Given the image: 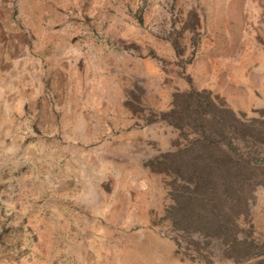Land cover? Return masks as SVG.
Wrapping results in <instances>:
<instances>
[{
    "label": "rangeland",
    "instance_id": "obj_1",
    "mask_svg": "<svg viewBox=\"0 0 264 264\" xmlns=\"http://www.w3.org/2000/svg\"><path fill=\"white\" fill-rule=\"evenodd\" d=\"M230 138L263 161L234 170ZM180 206H249L238 245ZM251 242L264 0H0V264H257Z\"/></svg>",
    "mask_w": 264,
    "mask_h": 264
},
{
    "label": "trees",
    "instance_id": "obj_2",
    "mask_svg": "<svg viewBox=\"0 0 264 264\" xmlns=\"http://www.w3.org/2000/svg\"><path fill=\"white\" fill-rule=\"evenodd\" d=\"M202 103L204 104V107L208 108L209 110V106L211 105L210 102L206 100L205 102ZM232 118L234 120V115ZM235 121L238 123L237 120ZM227 131H228L227 136L231 137L233 129L231 130L230 128ZM208 139L212 140L211 134L208 135ZM229 140H230V144H229L230 147H228L230 150L229 157L235 160L234 165H232V168L234 170H236V167H238V165L241 162H244V164L250 166V164L261 163V161H263L262 159L256 158L255 156H251V158H244V155L239 152V148L234 144L233 138H230ZM228 161L231 163L232 159H228ZM229 170L225 169L224 173L229 174L231 172ZM226 181L229 180L226 179L225 182ZM232 181H234V179ZM180 207L181 209H185V208L192 209V212H190L191 214L190 220L192 224L196 225L193 227L194 230L198 231L202 235L205 234L211 238L220 235L219 236L220 238H224L226 240L231 241V247H233L237 241V234H236L238 232L237 220L242 215L249 214L248 211L249 206H180ZM202 222L204 224H202ZM236 244L238 245V243ZM239 245H245V244L241 243ZM246 246H249L252 249L257 247L254 242H251ZM258 250L260 252H257L256 254L255 253L252 254L256 255V257L264 256V243L261 245V247L258 246V248H256V251ZM257 264H264V260H260Z\"/></svg>",
    "mask_w": 264,
    "mask_h": 264
},
{
    "label": "crops",
    "instance_id": "obj_3",
    "mask_svg": "<svg viewBox=\"0 0 264 264\" xmlns=\"http://www.w3.org/2000/svg\"><path fill=\"white\" fill-rule=\"evenodd\" d=\"M161 261V260H160Z\"/></svg>",
    "mask_w": 264,
    "mask_h": 264
}]
</instances>
